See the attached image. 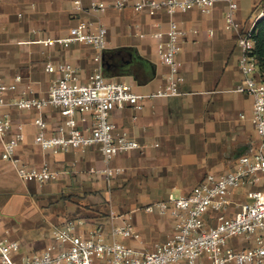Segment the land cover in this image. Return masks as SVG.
Wrapping results in <instances>:
<instances>
[{
	"label": "crops",
	"instance_id": "0c3cea01",
	"mask_svg": "<svg viewBox=\"0 0 264 264\" xmlns=\"http://www.w3.org/2000/svg\"><path fill=\"white\" fill-rule=\"evenodd\" d=\"M75 1L0 0V76L7 83L21 77L17 89L8 90L0 105V112L13 122L6 135L0 134V228L19 242L16 260L54 244V229L72 220L83 223L82 232L101 225L109 240L152 249L170 238L174 219L147 211L149 204L188 195L209 173L233 169L238 157L260 142L252 121L253 97L236 91L243 79L241 50L238 31L226 27L227 1L218 2L210 14L192 7L173 16L137 11L135 0L122 8L115 6L117 0H81V9ZM93 1L108 7L95 12ZM238 1L236 17L242 27L251 28L264 17V0ZM172 19L186 31L177 55L182 93L148 97L143 109L127 104L111 112L117 131L128 132L140 147L107 162L99 145L53 152L35 142L38 117L46 120L49 136L66 124L67 117L55 106L21 109L13 103L16 97L47 94L61 76L63 63L75 68L80 83H88L95 71L102 70L136 92H157L167 84L169 67L159 61L157 41L150 33L168 28ZM81 20L106 25L108 45L102 62L94 59L96 49L90 44L45 43L67 36ZM76 118L82 129L93 126L90 111L78 112ZM19 125L24 138L17 156L38 168L47 164L55 172L52 179L23 178L15 164L3 158L4 142ZM108 167L122 171L108 176ZM239 194L244 192H238L236 201L241 200ZM124 217H130L140 239L113 236V225ZM251 244V239L232 240L236 247Z\"/></svg>",
	"mask_w": 264,
	"mask_h": 264
},
{
	"label": "built area",
	"instance_id": "2783aa9c",
	"mask_svg": "<svg viewBox=\"0 0 264 264\" xmlns=\"http://www.w3.org/2000/svg\"><path fill=\"white\" fill-rule=\"evenodd\" d=\"M220 1L228 3L226 27L239 33V68L243 79L237 84L236 91L253 97L252 121L260 137L259 146L250 153L240 155L233 169L221 174L209 173L188 195L149 204L147 211L170 215L174 219L170 238L155 243L152 249L136 247L115 238L109 240L101 225L82 232L83 223L72 220L54 229V244L43 251L23 255L20 260L14 257L19 242L0 228V264H264V187L261 186L264 183V76L254 54L255 25L242 27L236 17L238 0H135L133 6L137 11L147 9L150 14L166 11L173 16L192 7L210 14ZM128 3L129 0H117L115 6L122 8ZM75 4L77 9H81V0H76ZM107 7L103 1L91 3L95 12H104ZM107 33L106 25L81 20L67 36L49 38L45 43L77 41L90 44L96 49L94 59L102 62L108 45ZM185 34L186 31L175 19L170 21L168 28L150 33L157 41L159 61L169 67L167 84L157 92H136L132 85L106 77L102 70L95 71L88 83H80L75 68L63 63L60 64L61 76L47 94L21 95L13 103L21 109L35 108L40 111L55 106L67 117L66 124L50 136L45 131L47 122L44 117L37 118L35 142L43 149L59 152L99 145L104 159L109 162L121 152L140 147L139 141L128 132L117 131L111 120L114 108L129 104L143 109L144 100L148 97L182 93L177 55L181 37ZM141 36L146 34L141 33ZM50 66L48 63L47 67ZM20 80L21 77L17 76L14 82L7 83L0 76V105L5 102L4 94L8 90H16ZM28 89L33 92L31 86ZM85 111L92 113L94 122L92 127L82 129L76 114ZM12 128L10 115L0 112V134L6 135ZM23 138V126L19 125L4 142L3 158L11 160L23 178L32 177L42 182L52 179L55 172L47 164L38 168L17 156L16 150ZM121 171L113 167L106 169L108 176ZM240 191L244 192V199L236 201ZM112 234L140 239L130 217H124L121 223L113 225ZM237 237L251 239L252 244L236 247L232 245V240Z\"/></svg>",
	"mask_w": 264,
	"mask_h": 264
},
{
	"label": "trees",
	"instance_id": "16d2710c",
	"mask_svg": "<svg viewBox=\"0 0 264 264\" xmlns=\"http://www.w3.org/2000/svg\"><path fill=\"white\" fill-rule=\"evenodd\" d=\"M254 37L256 40L254 54L258 59L260 71L264 76V17L255 24Z\"/></svg>",
	"mask_w": 264,
	"mask_h": 264
},
{
	"label": "rangeland",
	"instance_id": "374dc122",
	"mask_svg": "<svg viewBox=\"0 0 264 264\" xmlns=\"http://www.w3.org/2000/svg\"><path fill=\"white\" fill-rule=\"evenodd\" d=\"M242 192V191H241ZM239 198L241 199V201L244 199V194H239Z\"/></svg>",
	"mask_w": 264,
	"mask_h": 264
}]
</instances>
